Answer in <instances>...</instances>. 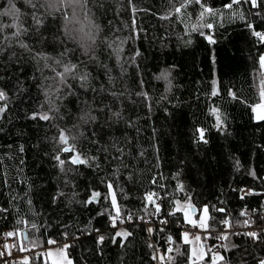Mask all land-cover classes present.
<instances>
[{"label":"trees","instance_id":"trees-1","mask_svg":"<svg viewBox=\"0 0 264 264\" xmlns=\"http://www.w3.org/2000/svg\"><path fill=\"white\" fill-rule=\"evenodd\" d=\"M14 2L19 20L0 16V25L6 26L0 31V90L7 97L0 100V107L6 106L0 113V209H6L0 212V240H9L11 232L20 249L39 252L11 264H52L45 252L59 242L69 245L60 249L73 264H192L190 244L182 236L186 219L176 211L177 202L181 207L194 205L196 212H189L197 219L208 207L209 233L201 234L208 252L205 264H213V253L224 257L215 264H261L264 234L217 237L224 236L220 221L225 218L231 226L249 221L251 214L257 224L263 220L264 120L257 121L252 109L264 92V43L247 23L264 32V6L229 10L224 5L230 0H205L222 15L201 21L198 5L173 14L180 0H131V5L129 0H39L37 26L31 6L24 0ZM8 7L7 0H0V11ZM14 23L27 31L14 35L17 29L7 27ZM206 23L214 27L193 31V25ZM96 26L100 32L91 45ZM209 34L214 44L206 38ZM113 40L124 41L119 61L107 47ZM91 46L94 59L89 60L81 48ZM65 47L70 51L61 57ZM57 59L78 63V71L90 73L86 91L69 80L76 96L57 99L68 91L55 92L53 77L63 70ZM165 70L171 73L170 91L156 78ZM141 92L148 94L150 107ZM49 99L59 112H49ZM85 100L97 117L88 124L79 120ZM213 109L223 121L220 130ZM112 112L122 118L111 119ZM40 113L54 118L32 119ZM61 129L76 137L70 144L91 166L73 165V153L60 151ZM199 129L207 143L199 138ZM117 149H123L122 157ZM56 155L65 161V171ZM108 181L122 215L133 217L123 224L118 219L115 228L109 227L108 215L98 214L111 209L110 200L104 199ZM93 191L101 193L100 201L86 205ZM148 193L157 194L158 215L152 214L151 204L144 211ZM138 214L149 222L137 220ZM149 227L155 231L148 233ZM118 230L131 233L124 247L119 238L115 244L111 241ZM99 234L105 241L98 246ZM156 253L165 259L154 260Z\"/></svg>","mask_w":264,"mask_h":264},{"label":"snow or ice","instance_id":"snow-or-ice-1","mask_svg":"<svg viewBox=\"0 0 264 264\" xmlns=\"http://www.w3.org/2000/svg\"><path fill=\"white\" fill-rule=\"evenodd\" d=\"M24 2L28 5L31 6V8L34 10L33 15H32V20L35 22V24L37 26H39L41 24V20L40 18L35 14V11L37 10V4L39 2V0H24ZM7 3L9 5V7L4 10V11H0V16H4V15H9L13 18L14 21L19 20L20 17V10L16 7L14 0H7ZM129 4L131 5V0H129ZM198 5L201 9V11L199 12V19L201 21L204 20V18L206 16H212V17H217L222 15V13L217 12V10L207 6V4L205 3V0H180V5L179 7H175L174 8V13L176 15H179L182 13V11H186L187 8L190 5ZM245 4H249L251 5L252 8H259L261 6H264V0H230V3L224 5L225 9H229L232 10L233 6H236L237 8L242 7ZM131 11L133 13H135L136 11H138V9H136V7L133 5L131 7ZM237 13L235 11H233L232 15L235 16ZM257 15H259V13H257ZM162 19H169L170 16H164L161 17ZM240 19L242 20H246L245 16L243 15V13H240L239 16ZM247 23V21H246ZM248 28L250 29V31L252 32V34L259 40V42L264 43V32H259L255 30V26L251 23H247ZM3 27H6L4 25H0V31L3 30ZM7 27H14L17 29V31L14 33V35H20L22 32H26L27 29H22L18 24L14 23L12 25H8ZM208 28V29H212L214 27L213 23H206V24H200V25H193V31H199L201 28ZM100 32V28L99 26H96V34L95 36L92 38L91 40V45H95L96 43V39L99 35ZM201 35H204L203 32L200 33ZM209 41V43L214 44L215 40L212 38V35L209 34L206 37ZM118 39V38H117ZM124 41H119V43H116V40H113V42L111 44H107V47L109 49L112 50V52L114 53L115 57L117 58V60L119 61L121 59V52H122V45H123ZM113 44H115L116 46L113 47ZM21 47H25L27 48V45L22 44ZM82 52L88 56V59H94L93 55H92V46L88 47V48H81ZM69 49L65 47L64 51L60 53L61 57L66 56L69 53ZM41 54H37V56H40ZM136 55H139V53L137 52ZM45 59H47V57H44ZM82 63H85V65L87 64L86 61H82ZM56 64L58 65H62L63 70L60 72L56 73V76L53 77V80L56 83V87H55V92L59 93L61 91V88H66L68 89L67 92H65L64 96H57V99H64L67 96H76V92L72 89V85L68 82L69 80H73L79 83V87L82 90H87V85L90 79V73L87 71H83L80 72L78 71L79 69V64L78 63H72L69 61V63L64 64L62 60L57 59L56 60ZM260 64L262 67H264V54H262L260 56ZM171 73L168 70L162 71L160 73V75L158 77H156L157 79L160 80H164L166 82V91H170L171 90V80L169 79ZM58 78V79H57ZM93 92L96 91L95 88L92 89ZM213 95H216L217 92L216 90L213 91L212 93ZM47 95V93H46ZM138 95H142L145 98L146 103L149 100L148 94L146 92H141L138 93ZM230 95H232V98L235 99V94L234 93H230ZM261 97L264 98V92H261ZM6 94L0 90V100H4L6 99ZM84 107H82L81 109H79L80 111V116H79V120L84 123V124H88L90 122H94L96 121L97 117L92 115V108L91 106L88 104V102L82 101ZM147 106L150 107V103H147ZM260 110L259 112H257V110ZM6 110V106L5 107H0V113H3ZM253 112L257 113L256 115V119L257 120H264V103H260L257 104L256 106L253 107ZM100 111H103V109H100ZM49 112H59V107L55 104L54 101H52L51 99H49ZM213 113L216 114V120H217V128L218 130L223 128V121L221 119V116L218 113L217 109H213ZM41 119L44 121H48L53 119L54 117H52L51 115H49L48 113H40V114H34L32 116V119ZM111 119L114 120H118L121 117V113L119 112H112L111 113ZM198 135L199 138L204 142L207 143V140H204V130L203 129H199L198 130ZM70 139L74 140L76 139L75 136L70 137L67 133H65V131L63 129L60 130V135L58 137L59 143L63 146L60 151L62 152H70L73 153V156L70 159V163L73 165H89V158L83 157L81 153L76 151V147L74 144H70ZM22 150V149H21ZM118 152L121 153V157L123 154V149H117ZM142 155V153H141ZM121 157H115L117 159H120ZM55 159L58 161L59 166L61 168V171H65L64 169V164L65 161L60 159L59 155L55 156ZM97 159V157H91V160L95 161ZM91 166V165H89ZM97 167H99V165H97ZM67 171H72V169H68ZM253 176H255V173H251ZM130 178V177H129ZM153 183L155 184L156 181L153 180ZM106 186L109 190L108 194H106L104 196V199L106 200H110V205H111V209H105L103 212L98 213L99 215H108L109 217V227L115 228L116 227V223L117 220L119 219L120 223L123 224L125 221L131 222L133 220V217L131 215V213H128L127 215H122L121 213V209L120 206L117 204V199H116V193L113 190V184L111 181L106 182ZM180 190L183 191V186H180ZM249 194H255V193H249ZM60 196L64 195L63 192L59 193ZM74 195V194H73ZM156 197L157 194L156 193H148L146 194V196L144 197L145 200V204L146 207L144 209L145 212H147V205L151 204L153 206V215H158L161 211V206L160 204H158L156 202ZM101 198V193L99 191H93L90 198L86 201H84V203L87 204H93V203H98L100 201ZM243 199V196L241 197ZM184 208V216L186 218V223H188L189 225L193 226V227H197L200 229H203L206 233L208 232V224L207 221L210 219L209 217V210L207 206H204L201 209V219L199 221H194L191 218L188 217V211L187 209H191L193 212L196 211V208L194 205H191L190 203H188L187 205L183 206ZM182 208L181 206H179V202H177V207H176V211L179 212L181 211ZM217 212H225L224 208H217L215 209ZM6 211V209H0V212H4ZM170 215H175V212H170ZM245 212H241V215H245ZM137 220H143L145 223H148L149 221L146 219L145 216L143 215H137L136 216ZM222 224H224L227 227L231 226V222L229 219L225 218L224 220L220 221ZM160 223H164L166 224L167 221L166 220H161ZM245 223L247 224V221H245ZM33 227H35V225H33ZM95 231H97L99 233V229H96ZM146 231L148 233H152L155 231V229L153 228H146ZM8 236H13L14 233H7ZM246 235L251 236L253 238H257V233L256 232H250V233H246ZM131 236V233L126 231V230H118L114 233V235L111 237V241L113 244L116 243L117 238L120 239L121 243L120 246L124 247V242L127 241L128 237ZM183 236V240L184 243L186 244H191L192 241L188 239L189 237V233L188 232H184L182 234ZM218 239H226V236H219L217 237ZM195 241L199 242L201 240V236L200 235H195L194 236ZM105 241V235L104 234H99L97 237V245H103ZM168 242L171 243L172 242V238L168 237ZM49 243H56V241H49ZM64 249L68 248L69 245L65 244L62 246ZM149 248H152L153 251L155 252V248L154 245L149 244L148 245ZM173 251V249L171 247H169L167 249L168 253H171ZM177 251H179L177 249ZM0 255H2V253H0ZM205 256V251H204V245L200 246V250L197 253L195 250H193L190 254H189V259L191 260L192 264H196L197 259L199 260H203ZM154 260L159 259L161 261H163L165 259V257L163 255H160L159 253H156L153 255L152 257ZM168 259L171 260L173 259V257H171L170 255L168 256ZM224 257L223 256H219V255H213L212 256V262L213 264H215V262L217 260H223ZM68 264H71V261H68ZM261 264H264V261H261Z\"/></svg>","mask_w":264,"mask_h":264},{"label":"built area","instance_id":"built-area-1","mask_svg":"<svg viewBox=\"0 0 264 264\" xmlns=\"http://www.w3.org/2000/svg\"><path fill=\"white\" fill-rule=\"evenodd\" d=\"M244 193L248 194L249 190H245ZM263 214V220L261 224H257V222L255 221L254 217H252V214L250 215V220L247 221V224H240V225H234V226H223L221 228V233L224 236L227 235H231V234H236V233H250V232H256L259 236L260 234H264V211L262 212ZM182 231L184 232H188L189 233V237L191 239L194 238L195 235L198 234H206V232H201L199 228L197 227H193L191 225H189L188 223H186L184 226H182ZM209 233V231L207 232ZM6 243V240H0V253H2V255H0V260L1 261H6L8 264H11L13 262L19 261L21 260L23 257L27 258L30 255H34L37 252H39V250H35V249H28V250H22L20 248H16V251H9L7 247L4 246V244ZM65 245L64 242H59V244L57 243V246L61 249H64L62 246Z\"/></svg>","mask_w":264,"mask_h":264},{"label":"rangeland","instance_id":"rangeland-1","mask_svg":"<svg viewBox=\"0 0 264 264\" xmlns=\"http://www.w3.org/2000/svg\"><path fill=\"white\" fill-rule=\"evenodd\" d=\"M262 69L264 71V67H262ZM260 103H264V98H262V100L258 104H260ZM259 111L260 110L258 109L257 112H259ZM256 115H257V113H255V117H256ZM257 121H261V120H257ZM181 208H182L181 211L184 212L183 206ZM187 211H188V217L191 218L192 220L199 221L201 219L202 213H201L199 219H197L194 216V214H191L189 212V209H187ZM207 224H208V221H207ZM200 231L201 232H204L203 229H200ZM198 235L201 236V233L198 234ZM188 239L192 241V243L190 244L191 252L193 250H195L198 253L199 250H200V246L203 245L202 236H201V240L199 242L195 241L194 238L191 239L190 237H188ZM4 246L7 247L9 251H12V250L13 251H16V248L17 247L19 248L18 241H17L16 237L14 238V236H11L10 239L6 241V243L4 244ZM204 251H205V256H204L203 260L197 259V262H196L197 264H205V260L208 257V252H207V250H206L205 247H204ZM45 255L52 262V264H68V261H71V264H73V261H72V259H70V257L68 256V254L64 250H61L59 247H56L54 245L53 246H50V247H48L46 249ZM213 255H215V254L213 253L212 256ZM23 259H26V258L23 257L21 260H23ZM218 261L219 260H217L216 262H218Z\"/></svg>","mask_w":264,"mask_h":264},{"label":"bare ground","instance_id":"bare-ground-1","mask_svg":"<svg viewBox=\"0 0 264 264\" xmlns=\"http://www.w3.org/2000/svg\"><path fill=\"white\" fill-rule=\"evenodd\" d=\"M120 223V222H119ZM244 224V223H243ZM18 236V235H17ZM153 238H154V236H153ZM256 240V239H255ZM151 241V240H150ZM216 248V247H215ZM67 252V251H66ZM68 253V252H67ZM37 254V253H36Z\"/></svg>","mask_w":264,"mask_h":264},{"label":"water","instance_id":"water-1","mask_svg":"<svg viewBox=\"0 0 264 264\" xmlns=\"http://www.w3.org/2000/svg\"><path fill=\"white\" fill-rule=\"evenodd\" d=\"M196 212V211H195ZM195 212H193V213H195ZM25 234V236H26V233H24Z\"/></svg>","mask_w":264,"mask_h":264}]
</instances>
